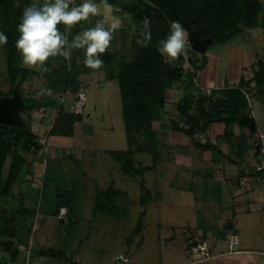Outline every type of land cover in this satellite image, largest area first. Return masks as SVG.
Wrapping results in <instances>:
<instances>
[{
  "label": "rangeland",
  "instance_id": "374dc122",
  "mask_svg": "<svg viewBox=\"0 0 264 264\" xmlns=\"http://www.w3.org/2000/svg\"><path fill=\"white\" fill-rule=\"evenodd\" d=\"M262 3L264 5V0ZM97 4L100 14L90 17L89 26L100 20L111 22L118 18L122 22L119 28L121 31H116L113 39L117 40L119 57H128L131 47L130 19L125 15H116L110 6ZM204 55L207 56L208 66L199 74H203L206 85L212 89L218 85L234 86L239 84L243 76H252L249 69L261 59L264 61L263 15L258 28L244 29L241 35L229 42L212 45ZM79 82L80 91L86 93L88 100L85 107L76 105V109L83 112L85 120L76 125L73 138L49 136L61 105L64 104L67 111L75 109L73 91L65 96L53 95L56 108L33 113L32 129L43 145V152L38 157L32 153H23L28 164L15 185L14 198L0 204V217L2 211L10 212L22 204L35 210V216L28 221L33 233L28 244L26 241L22 243L29 245V249L21 246L16 255L12 256L15 242L11 252L0 248V264H208L205 258H200V254L193 251L194 247L200 243L207 245L208 240L211 248L218 238L217 234L221 233L222 237L229 235L228 224L233 223L248 244L264 250V220L258 217V203V215L257 212L251 216L239 211L233 213L238 198L229 196L225 184L220 192L214 189L211 191L215 193L205 194V202L203 199H194L200 198L202 194V181L206 180V176L201 175L203 168L214 166L222 160L220 166H225L236 175L240 173L243 165L247 173H253L263 162L260 156L253 154L239 158L234 155L237 163L230 164L229 157L224 154L212 152L208 159L203 160L200 150L191 146L189 151L187 139L168 129L170 118L173 119L177 114L178 96H172V102H168L166 107L168 121L163 124V128L160 124H155L159 132H168L164 133L167 134L165 138L162 137L166 146L163 162L156 171L146 175L153 199L144 207L140 204V179L125 176L120 164L107 153L128 150L118 81L108 80L106 72L100 71L81 76ZM44 84L43 79L29 80L23 85L25 96L41 100L51 97L36 96V92ZM0 89L5 93L11 89L6 60L1 50ZM251 104L257 124L264 132L263 103L255 98ZM197 138L201 143L208 141ZM225 152L230 156L233 154L231 150L225 149ZM213 158H216V162L212 161ZM135 160L138 167L152 165L151 157L146 154L137 155ZM8 168L9 164L6 175ZM112 182L117 190L128 195L124 204L128 217L123 221L94 213L98 191L107 190ZM190 183L194 185L190 187ZM66 191L74 202L72 216L76 221L70 237L59 219L50 215L55 210V195ZM144 211L143 232L133 236ZM67 214L68 211L62 209L60 218ZM200 226L211 231L208 238L201 234L202 230L198 229ZM220 239L221 244H225ZM41 250H50L56 255L65 253L67 259L40 257L37 252Z\"/></svg>",
  "mask_w": 264,
  "mask_h": 264
},
{
  "label": "trees",
  "instance_id": "16d2710c",
  "mask_svg": "<svg viewBox=\"0 0 264 264\" xmlns=\"http://www.w3.org/2000/svg\"><path fill=\"white\" fill-rule=\"evenodd\" d=\"M32 2L33 0H0V31L8 37L7 43L0 46V50L6 60L8 81L11 86L8 93L0 89V98L11 96L13 87L19 83L27 105L26 124L20 126L0 124V204L14 198L15 185L28 164L23 153H32L38 157L43 152V145L32 129L33 113L41 112L42 109L56 108L53 95L65 96L73 91L75 109L67 111L64 104L61 105L49 136L66 138L75 136L76 125L85 120L83 112L76 109L78 105L76 95L81 87L79 78L84 75L105 71L108 80H116L119 83L128 150L107 153L120 164L125 176L140 179L139 186L142 192L140 204L144 207H147L153 199V194L147 186L146 175L156 171L163 162V151L166 146L162 137L165 138L167 134L164 133L168 132H159L155 124L159 123L163 128V124L168 121L166 105L171 93L182 91L183 97L177 103L178 114L173 118L177 124L173 126L169 122L168 129L186 137L194 149L201 152L219 151V147L215 144L201 143L197 138L199 135H206L216 123H222L226 127L223 141L241 150L248 146L249 140L243 135L236 138L233 132L235 125L242 130H248L250 139H255V135L259 133L257 122L251 115L247 94L251 99L258 98L264 106L262 59L249 69L252 72L250 79L243 76L239 85L226 86L219 90L206 89L209 92L204 93L203 89L197 87L196 80L199 72L208 64L206 55L202 56L193 51L191 43L187 54L190 68L185 69L183 68L185 57L168 61L159 55L156 46L159 40L168 34L169 22L173 20L181 22L187 29L190 42L192 35L197 33L199 38L211 40L209 49L212 45L225 44L241 35L244 29L259 27L261 15L264 20L262 0H107V4L104 0H96L97 3L112 7L116 15H125L130 19L129 56L119 57L117 40L113 39L109 50L102 56L104 65L101 69L93 70L86 67L83 63V50H74L70 62L62 57L50 58L47 62L49 69L47 72L22 66L21 58L15 48V41L19 35L16 30L17 25L24 8ZM75 2L80 3L81 0ZM146 17L152 22V40L149 46L142 47L137 40L141 38L142 21ZM89 25V21L81 22L73 29V35L82 29L95 26ZM34 78L45 80L42 88H51V97L41 100L25 96L23 85ZM145 154L151 157L152 165L138 167L135 157ZM257 175L264 177V172L257 170ZM127 200L128 195L117 190L115 183L112 182L107 190L98 191L94 213L123 221L128 217V210L124 205ZM54 205L55 210L50 215L59 219L70 237L76 225L72 216L74 202L66 191L55 195ZM62 209L68 211L64 218H60ZM2 212L0 239H11L15 242L12 256L18 253L21 246L29 249V245L26 244L33 230L28 221L33 219L36 211L22 204L18 209ZM144 220L145 211L140 215L133 236L142 234ZM23 241H26L25 245L22 244ZM37 253L40 257L67 259L65 253L56 255L50 250H41Z\"/></svg>",
  "mask_w": 264,
  "mask_h": 264
},
{
  "label": "clouds",
  "instance_id": "9594fccd",
  "mask_svg": "<svg viewBox=\"0 0 264 264\" xmlns=\"http://www.w3.org/2000/svg\"><path fill=\"white\" fill-rule=\"evenodd\" d=\"M107 4V0H104ZM100 14L96 0H33L24 8L17 25L18 38L15 48L21 58L22 66L37 68L47 72L50 58L62 57L70 62L74 50H83L84 65L98 70L104 65L102 59L121 27L118 18L108 22L100 20L93 27H87L73 35V29L90 17ZM151 19L142 21L143 31L137 43L142 47L150 45L152 40ZM62 26V28L60 27ZM8 37L0 31V46L7 43ZM191 42L187 29L179 21H170L168 34L161 38L156 46L160 56L168 61L186 57ZM52 95L51 88H41L36 96Z\"/></svg>",
  "mask_w": 264,
  "mask_h": 264
},
{
  "label": "crops",
  "instance_id": "0c3cea01",
  "mask_svg": "<svg viewBox=\"0 0 264 264\" xmlns=\"http://www.w3.org/2000/svg\"><path fill=\"white\" fill-rule=\"evenodd\" d=\"M208 66V64H207ZM252 76H249L248 79H250ZM227 80V79H226ZM241 81V80H240ZM209 82V80H208ZM196 85L200 89H209L212 88L208 87L206 85V79L203 77V74H199ZM240 83V82H239ZM239 85V84H237ZM226 86L231 85H225L224 87H221L220 85L215 86L213 89H223ZM236 86V85H234ZM252 87H254V84H252ZM172 96H178V101L183 97V92H173L170 94V98L167 101L172 102L171 98ZM254 99H251V102L253 103ZM250 102L251 107V115L254 117L253 114V107ZM166 105V107H167ZM177 109V105H176ZM178 114V111H177ZM176 114V115H177ZM255 118V117H254ZM256 120V119H255ZM257 122V121H256ZM159 124V123H158ZM165 124V123H164ZM258 125V124H257ZM259 133L255 135V139H250V134L248 130H242L238 125H235L233 128V132L236 136V138H240L242 135L245 137H248V146L244 148V150H241L239 147L234 148L232 144H230L227 141H223V137L225 135L226 127L222 123H216L212 125L211 129L206 135H199V138H205L212 144H215L218 146L220 142L219 151H207V152H201L203 160L208 159L210 155H212L214 152L220 153L221 155L224 154V156H228L229 160L228 162L230 164H236L237 161L233 158L234 155L240 157H244L245 155H256V146L258 144V136L259 134H264V132L259 128ZM182 136V135H181ZM184 137V136H183ZM235 138V139H236ZM186 140L187 138L184 137ZM219 140V141H218ZM187 147L189 151H191V143L187 139ZM218 143V144H217ZM254 145V146H253ZM193 148V147H192ZM230 148V149H229ZM226 151L231 150L233 154L230 156V154H225ZM213 152V153H212ZM235 153V154H234ZM257 156V155H256ZM189 158H191L189 156ZM219 158V157H218ZM190 160V159H189ZM213 162H216V158H213ZM222 160H219L218 163L214 164V166L203 168L201 175L206 176V180L202 181L201 185V192L200 198L195 197L194 199H203L205 202L206 196L205 194H208L209 192L215 193L211 190L217 189L218 192L222 190V187L225 184L228 187L229 196L232 198L236 197L238 198L237 204L234 205V208L232 210L233 213H236L237 211L241 213L247 214V216H251L255 214L256 211V205L257 203L260 205L258 216L262 220H264V177H259L257 175V169L253 173H247L246 167L240 169V173L236 175L235 172L232 173V170L227 169L224 165V168H222L220 165H222ZM219 166V167H217ZM224 169V171H223ZM196 177V175H194ZM197 178V177H196ZM197 182V181H195ZM191 184V183H190ZM194 184L192 183L190 187H192ZM224 194V192H223ZM208 202V201H206ZM238 207V208H236ZM231 208V207H229ZM224 212V210L222 211ZM257 212V215L259 214ZM237 215V214H235ZM228 228H230L229 235L222 237L221 233L217 234V240L216 242H213L212 247H209L208 240H207V246H208V258L206 256H201L200 258H205V262H208V264H264V250L256 249L254 246L248 244L245 240V238H242L241 233L235 226V223L228 224ZM199 230H202V235L206 236L208 238L209 232H211L209 229H205L204 227H198ZM236 237L239 240V245L235 248H231V241L232 238ZM220 238L223 239L225 244H221L220 241H222Z\"/></svg>",
  "mask_w": 264,
  "mask_h": 264
},
{
  "label": "water",
  "instance_id": "95a60500",
  "mask_svg": "<svg viewBox=\"0 0 264 264\" xmlns=\"http://www.w3.org/2000/svg\"><path fill=\"white\" fill-rule=\"evenodd\" d=\"M192 49L200 55H204L208 52L211 40L201 39L197 33H194L191 37ZM27 105L25 98L21 92V86L17 83L13 87V94L11 96H5L0 98V124L20 126L26 124L25 112ZM170 122L173 126L177 124V121L170 118ZM259 146H256V155L259 156ZM14 246V241L11 239H1L0 248L5 252H11Z\"/></svg>",
  "mask_w": 264,
  "mask_h": 264
},
{
  "label": "built area",
  "instance_id": "2783aa9c",
  "mask_svg": "<svg viewBox=\"0 0 264 264\" xmlns=\"http://www.w3.org/2000/svg\"><path fill=\"white\" fill-rule=\"evenodd\" d=\"M183 68L188 69L190 68V63H189V57L186 56L185 57V62L183 65ZM204 93L205 92H209L206 89H203ZM77 98V103L79 106H85L88 100V97L86 95V93L84 91H79L78 94L76 95ZM247 98L249 100V102H251V97L249 94H247ZM258 146H259V156L262 158L263 162L260 164V166L258 167V171H263L264 172V134H259L258 136ZM239 245V240L236 237L232 238L231 241V248H235ZM194 252L200 254L201 256H206L208 258L209 252H208V248L206 243H200L197 246L194 247L193 249Z\"/></svg>",
  "mask_w": 264,
  "mask_h": 264
}]
</instances>
